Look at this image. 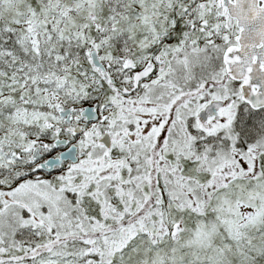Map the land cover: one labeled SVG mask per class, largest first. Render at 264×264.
Returning <instances> with one entry per match:
<instances>
[{
  "label": "snow or ice",
  "instance_id": "obj_1",
  "mask_svg": "<svg viewBox=\"0 0 264 264\" xmlns=\"http://www.w3.org/2000/svg\"><path fill=\"white\" fill-rule=\"evenodd\" d=\"M0 264H264V0H0Z\"/></svg>",
  "mask_w": 264,
  "mask_h": 264
}]
</instances>
